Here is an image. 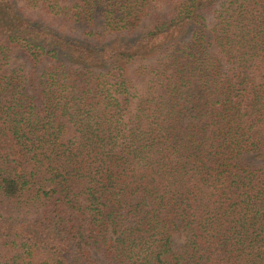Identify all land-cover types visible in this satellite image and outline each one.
<instances>
[{
    "label": "trees",
    "instance_id": "1",
    "mask_svg": "<svg viewBox=\"0 0 264 264\" xmlns=\"http://www.w3.org/2000/svg\"><path fill=\"white\" fill-rule=\"evenodd\" d=\"M18 1L0 264H264V0Z\"/></svg>",
    "mask_w": 264,
    "mask_h": 264
},
{
    "label": "rangeland",
    "instance_id": "2",
    "mask_svg": "<svg viewBox=\"0 0 264 264\" xmlns=\"http://www.w3.org/2000/svg\"><path fill=\"white\" fill-rule=\"evenodd\" d=\"M18 3H19L18 6L22 5L20 0L18 1ZM151 11H153L152 14L156 13V15L154 16L149 15L145 20H143L140 25V29H145L151 26L157 20L164 21L168 16L167 11L160 6H158V8H153ZM7 69L8 70L14 69L16 71H21L23 72V74L27 73L28 63L26 62L25 56L19 50L14 49L13 52L11 53L7 63ZM247 162H249L253 166L259 164L257 161L251 158H249Z\"/></svg>",
    "mask_w": 264,
    "mask_h": 264
}]
</instances>
